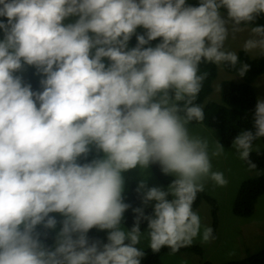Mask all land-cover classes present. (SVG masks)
Wrapping results in <instances>:
<instances>
[{
	"label": "clouds",
	"instance_id": "obj_1",
	"mask_svg": "<svg viewBox=\"0 0 264 264\" xmlns=\"http://www.w3.org/2000/svg\"><path fill=\"white\" fill-rule=\"evenodd\" d=\"M262 15L264 0H0V264H142L144 240L176 253L197 237L215 239L193 209L206 182L227 183L212 165L224 146L192 130L205 116L200 66L245 77L250 65L226 41L253 25L242 49L264 56ZM69 17L78 19L64 23ZM25 65L42 75L40 91L16 75ZM251 119L232 147L256 168L264 97ZM154 164L173 179L167 190L139 183L153 212L133 209L125 228L122 174ZM53 213L63 219L47 246L37 227L56 229ZM93 228L107 230L106 243L89 238Z\"/></svg>",
	"mask_w": 264,
	"mask_h": 264
},
{
	"label": "trees",
	"instance_id": "obj_2",
	"mask_svg": "<svg viewBox=\"0 0 264 264\" xmlns=\"http://www.w3.org/2000/svg\"><path fill=\"white\" fill-rule=\"evenodd\" d=\"M188 4L195 6L198 4V0H193L190 3L188 2ZM256 23L259 25H264V15L258 17ZM248 26L251 27L253 25ZM129 42L131 46L134 47L137 43L136 35H133ZM159 42V39L152 41L151 46ZM238 55L241 62H246L250 65L249 71L245 77H241L242 82L240 83L229 80L223 81L221 83L220 102L206 100L212 92L213 81L217 77L216 64L202 63L200 66V71L207 72L208 76L204 81L202 90L197 97L196 103H199L203 106L205 116L203 121L199 123L193 122V124H203L206 127L215 130L218 135V140L224 147H231L233 139L240 133V131L252 127L251 115L254 112L256 100L258 98L253 87V83L259 76L264 74V56L256 55L255 57H251L249 53H245L243 50H241ZM223 67L228 72L238 75L236 69L227 65H223ZM36 72L37 71L34 69L29 72L28 82L31 84L34 91H40V82L37 78ZM258 141L263 143V147L259 150H253L250 154V159L256 165V168H249L244 162L245 166L249 170L257 172L258 174L252 178L244 180L240 184L233 203V214L241 218L251 217L255 212L256 204L259 198L264 195V138H259L258 140L254 141V145ZM95 155L96 153L93 151L89 154L87 160L81 157L79 162H88L93 159ZM150 167L157 181L167 187L172 181L173 177L163 174L158 164L151 165ZM137 187L138 185L135 180H125V192L123 193V196L125 202L128 203L130 207L124 214L122 226L128 229L134 225L135 213L133 212V209L141 207L144 209L146 215L153 212L151 208H144L142 197L141 194L137 192ZM203 200L210 204L215 229L218 222V204L212 197L208 196L205 191L198 193L197 198L193 203V209L194 211L197 210ZM50 215L56 216L58 220L56 229L45 230L42 226L37 227L38 231H47V236L42 237L44 243L47 246L54 245L56 237L55 232L56 230H60L61 224L59 221L63 219V217L58 213H53ZM141 229H147V221H143L141 223ZM88 236L90 239L100 240L104 243L107 242V240H104L101 237L97 228L91 229L88 233ZM144 251L145 256L142 259V264H162L161 258L165 254L193 253L195 255L202 256L204 253L203 248L196 244L181 248L176 253H172L167 247L162 248L159 252H153L149 248H144ZM222 264H264V245L257 253L249 256L248 258L233 260Z\"/></svg>",
	"mask_w": 264,
	"mask_h": 264
},
{
	"label": "rangeland",
	"instance_id": "obj_3",
	"mask_svg": "<svg viewBox=\"0 0 264 264\" xmlns=\"http://www.w3.org/2000/svg\"><path fill=\"white\" fill-rule=\"evenodd\" d=\"M193 0H187L192 2ZM226 16V13H225ZM5 22L7 18H0ZM78 17H69L64 23H72ZM244 30L237 33L235 38L232 36L226 41V47L230 50L239 53L245 39L249 36V26H241ZM145 29L138 28L137 33H143ZM91 35V34H90ZM3 38V31L0 30V39ZM156 44L152 45L153 47ZM129 48H132L130 42ZM94 51V50H93ZM251 57L256 54L249 53ZM104 62L108 61L105 58ZM217 66V77L213 81L212 92L207 97V101L220 102L221 90L220 85L223 81L229 80L236 83L242 82L241 77L228 72L224 69L223 65ZM36 70L34 66L25 65L23 70L16 75L22 76L25 83L28 82V74L31 70ZM37 71V70H36ZM37 73V78L40 82L42 75ZM41 87V86H40ZM253 87L257 97H264V74L259 76L253 83ZM192 130L195 134L208 137L210 141L218 140L217 132L203 124H193ZM263 147V143L258 141L253 150H259ZM225 152L220 157L212 159L213 170L224 173L227 183L223 186L216 185L208 181L205 184V192L208 196L212 197L218 204V222L214 229V221L211 214V207L207 201H202L199 208L195 210L200 218L202 225L210 226L214 230L215 239L208 242H202L197 237L193 244L199 245L203 248L204 253L202 256L193 253H179V254H165L161 258L162 264H222L233 260H241L257 253L264 245V195H262L257 204L254 214L249 218L237 217L233 214V203L240 184L248 179L256 176L258 173L249 170L244 161L240 160L235 153V149L231 147H224ZM124 179H133L139 185L142 180H146L148 187H160L167 190V187L160 184L155 178L151 167L147 170H141L139 167L128 170L122 174ZM171 199V196L168 197ZM155 201L144 205V208H151ZM124 227V226H123ZM104 240H107V230L97 229ZM59 231L56 230V234ZM142 246L147 248V240L142 241Z\"/></svg>",
	"mask_w": 264,
	"mask_h": 264
}]
</instances>
